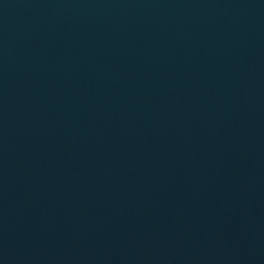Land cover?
Wrapping results in <instances>:
<instances>
[{
    "label": "water",
    "instance_id": "1",
    "mask_svg": "<svg viewBox=\"0 0 264 264\" xmlns=\"http://www.w3.org/2000/svg\"><path fill=\"white\" fill-rule=\"evenodd\" d=\"M264 93V0H81Z\"/></svg>",
    "mask_w": 264,
    "mask_h": 264
}]
</instances>
